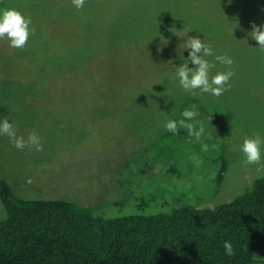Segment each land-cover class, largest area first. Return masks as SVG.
I'll return each mask as SVG.
<instances>
[{"label": "rangeland", "instance_id": "374dc122", "mask_svg": "<svg viewBox=\"0 0 264 264\" xmlns=\"http://www.w3.org/2000/svg\"><path fill=\"white\" fill-rule=\"evenodd\" d=\"M242 1L191 0L193 9L182 0L85 3L77 12L78 38L79 19L65 22L57 17L61 8L40 3L41 21L53 30L57 48L33 22L35 34L23 50L0 39L6 57L20 54L24 64L34 58L40 64L34 80L0 75V119L8 118L18 137L36 132L43 150H18L0 136V180L21 198L69 200L105 217L214 209L245 192L264 175V145L260 164L245 166L240 150L245 137L264 138V54L242 21L257 15L264 23V12ZM28 2L0 0V11L14 8L29 17ZM197 32L216 55L234 61L231 88L219 97L187 93L175 77L190 52L183 44ZM205 59L215 62L214 56ZM215 63L210 75L227 71ZM51 76L45 104H35ZM192 96L219 126L211 128L209 118L207 126L198 123L200 141L186 129L174 134L164 128L192 108ZM5 217L0 199V221Z\"/></svg>", "mask_w": 264, "mask_h": 264}, {"label": "trees", "instance_id": "16d2710c", "mask_svg": "<svg viewBox=\"0 0 264 264\" xmlns=\"http://www.w3.org/2000/svg\"><path fill=\"white\" fill-rule=\"evenodd\" d=\"M28 1L29 17L51 40L54 51L57 37L54 39L53 30L42 23L40 3L44 8H61L57 17H63L65 22L79 19L78 38L81 14L78 15L72 0ZM98 1L105 0H85V3ZM182 1L187 8H194L191 0H187L190 5ZM242 2H251L257 13L264 12V0ZM260 20L256 15L244 19L242 25L248 24V28L253 23L264 25ZM220 21L224 24L223 31H227L226 22ZM203 29L200 32L206 34ZM28 62L24 64L20 54H12L10 58L0 52V75L13 81L37 79L38 60ZM49 79L52 76L44 79L42 95H35V104H45ZM192 97L189 109L196 111L195 120L205 124L209 118V126L219 130L214 117ZM224 175L225 168L218 176L219 184ZM0 199L6 210L5 219L0 221V264H264V175L255 178L245 192L217 208L180 207L157 215L105 217L69 200L25 199L17 196L3 179ZM225 241L232 242L234 256L225 254Z\"/></svg>", "mask_w": 264, "mask_h": 264}, {"label": "clouds", "instance_id": "9594fccd", "mask_svg": "<svg viewBox=\"0 0 264 264\" xmlns=\"http://www.w3.org/2000/svg\"><path fill=\"white\" fill-rule=\"evenodd\" d=\"M72 4L77 11L84 7L85 0H72ZM30 17H25L20 11L14 8H6L0 11V39H7L9 46L14 49L23 50L28 43L31 35L35 34V27L32 26ZM252 32L249 33L251 38L258 42L259 49L264 51V25L257 26L252 24ZM170 31L176 34V29L172 28ZM177 35V34H176ZM184 49H189V56L184 59L181 66L176 67L175 77L179 81V86L187 93L196 94L199 90L200 94H209L215 97L221 96L224 92L230 90V80L235 75L232 68L234 61L231 57L224 55H216L213 51L212 44L205 43L199 37H188L186 43L183 44ZM215 57V62H219L227 67V71L218 72L215 75H210L211 70L216 67L215 62H210L205 57ZM189 64L195 65L190 68ZM161 93L160 95H163ZM197 113L194 109H185L181 113V118L177 120H167L164 124L166 131L174 134L178 133L180 129H186L189 136L194 137L197 141L201 140L204 134L202 125L197 127L199 122H193ZM0 136H7L12 145L18 150L29 148L34 151H42V138L36 133L28 134L27 139L23 135L17 136L16 129L13 123L9 122L8 118L0 119ZM261 145H264V138L260 136L245 137L241 145V152L243 153L245 166L260 164L262 158ZM208 145H202V151H207ZM225 254L227 256H234L235 250L231 241L223 243Z\"/></svg>", "mask_w": 264, "mask_h": 264}]
</instances>
